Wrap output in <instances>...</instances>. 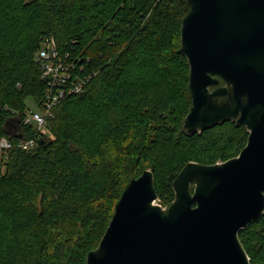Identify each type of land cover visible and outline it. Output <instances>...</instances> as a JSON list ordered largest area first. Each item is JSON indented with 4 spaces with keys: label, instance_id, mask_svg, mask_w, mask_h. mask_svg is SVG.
I'll list each match as a JSON object with an SVG mask.
<instances>
[{
    "label": "trees",
    "instance_id": "obj_1",
    "mask_svg": "<svg viewBox=\"0 0 264 264\" xmlns=\"http://www.w3.org/2000/svg\"><path fill=\"white\" fill-rule=\"evenodd\" d=\"M189 11L188 0H0L2 133L14 111L45 96L43 41L71 53L74 77L93 75L58 106L44 144L15 148L0 173V264H87L131 180L150 169L166 207L187 164L223 163L246 147L249 132L235 121L184 128L193 105L181 52ZM240 239L251 263L264 264V214Z\"/></svg>",
    "mask_w": 264,
    "mask_h": 264
},
{
    "label": "water",
    "instance_id": "obj_2",
    "mask_svg": "<svg viewBox=\"0 0 264 264\" xmlns=\"http://www.w3.org/2000/svg\"><path fill=\"white\" fill-rule=\"evenodd\" d=\"M188 3L181 52L193 105L184 128L235 121L247 145L223 163L187 164L168 208L156 203L151 170L131 180L87 264H252L240 234L264 214V0Z\"/></svg>",
    "mask_w": 264,
    "mask_h": 264
},
{
    "label": "built area",
    "instance_id": "obj_3",
    "mask_svg": "<svg viewBox=\"0 0 264 264\" xmlns=\"http://www.w3.org/2000/svg\"><path fill=\"white\" fill-rule=\"evenodd\" d=\"M71 53H62L54 39L43 41L36 54V62L42 68V78L47 83L45 96L40 104L28 108L24 114L14 111L4 125L5 133L0 126V173H4L15 148L31 151L48 133V126L55 116L58 106L71 95L82 94L93 75L74 77L78 66L72 60ZM31 127L35 137H26L25 128ZM12 139L18 142L14 143Z\"/></svg>",
    "mask_w": 264,
    "mask_h": 264
},
{
    "label": "rangeland",
    "instance_id": "obj_4",
    "mask_svg": "<svg viewBox=\"0 0 264 264\" xmlns=\"http://www.w3.org/2000/svg\"><path fill=\"white\" fill-rule=\"evenodd\" d=\"M29 105L32 106L31 108L34 109V105H32V103L29 102ZM185 121H186V120H184V122H185ZM219 163H222V162H217L216 164H219ZM147 170H150V169H147ZM174 201H175V199H174ZM174 201H173V202H174ZM173 202H172V203H173ZM156 203H157L158 205L162 206L163 208H168V207L170 206V205H169V206H166V207L163 206V205L161 204V201H160V200H157ZM172 203H171V204H172Z\"/></svg>",
    "mask_w": 264,
    "mask_h": 264
}]
</instances>
